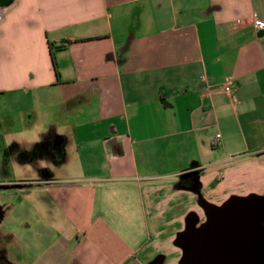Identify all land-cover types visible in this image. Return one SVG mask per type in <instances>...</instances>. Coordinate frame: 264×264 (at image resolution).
<instances>
[{
    "label": "crops",
    "instance_id": "crops-1",
    "mask_svg": "<svg viewBox=\"0 0 264 264\" xmlns=\"http://www.w3.org/2000/svg\"><path fill=\"white\" fill-rule=\"evenodd\" d=\"M254 19L264 0L0 8V264H183L211 209L264 198ZM14 108L37 142H6Z\"/></svg>",
    "mask_w": 264,
    "mask_h": 264
},
{
    "label": "water",
    "instance_id": "water-1",
    "mask_svg": "<svg viewBox=\"0 0 264 264\" xmlns=\"http://www.w3.org/2000/svg\"><path fill=\"white\" fill-rule=\"evenodd\" d=\"M12 2L0 0V8ZM181 247L183 264H264V198L211 209L204 224L182 236Z\"/></svg>",
    "mask_w": 264,
    "mask_h": 264
},
{
    "label": "rangeland",
    "instance_id": "rangeland-1",
    "mask_svg": "<svg viewBox=\"0 0 264 264\" xmlns=\"http://www.w3.org/2000/svg\"><path fill=\"white\" fill-rule=\"evenodd\" d=\"M13 110H15V115L12 116V119H15V125L12 128V133L9 134V136L7 137L6 142L10 143V142H15L17 143L20 137H25L27 138L30 142H35L36 140L39 139V134L41 132V127H39V125L41 124V121H43V119H37V121L35 123H33V125L31 126H26L25 123L22 122V116L20 114L17 113L20 112V110L18 108H14ZM27 129V130H26ZM37 142V141H36ZM23 168L17 164V166L13 167L10 176H11V180H22L25 178L26 173H23ZM27 170V169H26ZM8 191H4L2 189H0V203H2L4 201V197H6V194ZM171 261L168 262L167 264H176L177 260L175 259V254L171 255Z\"/></svg>",
    "mask_w": 264,
    "mask_h": 264
},
{
    "label": "built area",
    "instance_id": "built-area-1",
    "mask_svg": "<svg viewBox=\"0 0 264 264\" xmlns=\"http://www.w3.org/2000/svg\"><path fill=\"white\" fill-rule=\"evenodd\" d=\"M253 26L260 31H264V21L260 19H254L253 20ZM231 91V82H227L223 85V92L228 94ZM220 135H216V138L218 139Z\"/></svg>",
    "mask_w": 264,
    "mask_h": 264
},
{
    "label": "trees",
    "instance_id": "trees-1",
    "mask_svg": "<svg viewBox=\"0 0 264 264\" xmlns=\"http://www.w3.org/2000/svg\"><path fill=\"white\" fill-rule=\"evenodd\" d=\"M70 44H71V42H65V45H62L60 47H57L55 50L56 51L63 50L65 48V46H68ZM52 47H53L52 44H49V48H50V51H51V59H52L53 65L55 67L54 56H53V52H52L53 51V48Z\"/></svg>",
    "mask_w": 264,
    "mask_h": 264
},
{
    "label": "flooded vegetation",
    "instance_id": "flooded-vegetation-1",
    "mask_svg": "<svg viewBox=\"0 0 264 264\" xmlns=\"http://www.w3.org/2000/svg\"><path fill=\"white\" fill-rule=\"evenodd\" d=\"M55 148V147H54ZM23 153V152H22ZM40 153V150L39 149H33L29 154L28 156L31 157V158H36L37 155ZM24 155H27L24 153Z\"/></svg>",
    "mask_w": 264,
    "mask_h": 264
}]
</instances>
